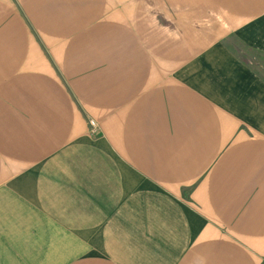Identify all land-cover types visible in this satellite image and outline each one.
Here are the masks:
<instances>
[{
  "label": "crops",
  "instance_id": "0c3cea01",
  "mask_svg": "<svg viewBox=\"0 0 264 264\" xmlns=\"http://www.w3.org/2000/svg\"><path fill=\"white\" fill-rule=\"evenodd\" d=\"M250 65L264 0H0V264H264Z\"/></svg>",
  "mask_w": 264,
  "mask_h": 264
},
{
  "label": "built area",
  "instance_id": "2783aa9c",
  "mask_svg": "<svg viewBox=\"0 0 264 264\" xmlns=\"http://www.w3.org/2000/svg\"><path fill=\"white\" fill-rule=\"evenodd\" d=\"M89 127H90V133L91 134L95 133V131H96V124H95L94 121H90L89 122Z\"/></svg>",
  "mask_w": 264,
  "mask_h": 264
},
{
  "label": "rangeland",
  "instance_id": "374dc122",
  "mask_svg": "<svg viewBox=\"0 0 264 264\" xmlns=\"http://www.w3.org/2000/svg\"><path fill=\"white\" fill-rule=\"evenodd\" d=\"M230 43V42H229ZM250 66H252V68L260 75V76H262V77H264V72L261 70V69H259V67H257V66H255V65H250Z\"/></svg>",
  "mask_w": 264,
  "mask_h": 264
}]
</instances>
